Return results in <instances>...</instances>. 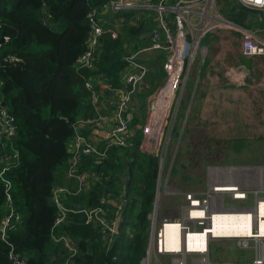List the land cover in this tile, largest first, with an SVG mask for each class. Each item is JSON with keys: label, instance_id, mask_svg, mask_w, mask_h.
<instances>
[{"label": "built area", "instance_id": "1", "mask_svg": "<svg viewBox=\"0 0 264 264\" xmlns=\"http://www.w3.org/2000/svg\"><path fill=\"white\" fill-rule=\"evenodd\" d=\"M93 0H87L91 7L87 15L89 31L86 39V50L75 64V71L83 81L86 90L91 94V101L95 107L98 118L78 121L74 124L76 131L75 151L68 160L66 177L74 184L69 186H56L53 190L52 201L56 206L58 215L52 228V241L61 244L67 251V258L58 264H72L79 255L78 242L66 234H57V230L67 225L71 214H81L85 217L86 225H91L98 231L99 240L103 247L109 251L114 245L119 232H117L118 217L128 206L129 200L125 188L119 186L116 190L107 188L103 205L84 207L78 210L66 205V200L79 195L92 184L101 182L100 176L93 171H80L84 158H93L95 164L102 165L108 160L113 150L117 152L133 153L138 151L144 155L154 156L158 160L159 174L155 193L153 211L148 215L150 223L146 255L141 264H151L152 259L168 256L172 264H215L211 261V242L208 241L205 251H188L183 245L185 233L196 231L203 225L192 212H202L209 220L215 213H232L236 210L246 211L240 206L245 203L251 194L255 195L254 210H257L264 201V171L254 168L245 173L234 169H210L208 172L210 184L203 191H183L171 189L164 177L167 168L168 147L172 141L177 125V116L181 107L183 93L187 80L192 72L198 55L202 56L201 42L210 34L240 35L242 53L244 57H263L264 41L257 35L230 20L222 13L219 5L222 0H99L91 6ZM243 9L264 12V0H236ZM230 2V0H228ZM229 4V3H228ZM144 18V24L151 32L152 42L140 48V52L126 58V62L133 65L139 72L137 75L129 74L127 83L133 86V91L121 96L118 104L113 128L107 133V143L101 146L97 140L83 134L81 129L93 130L101 122H105L100 112L103 103L114 106L113 101L93 84L95 73L98 72L102 62V48L104 41L109 38L118 40L124 35L126 25L135 26L136 21ZM125 27V28H124ZM2 25L0 24V32ZM3 43L8 37H3ZM162 52L164 59L160 62L162 78L155 84L147 99L145 123L141 126L142 135L137 142L132 132L131 122L133 115L127 113L131 108L130 95L135 88L141 86L151 75L150 66L142 62L135 63L141 54L151 55ZM11 63H20L21 60L9 56L6 60ZM128 63V64H129ZM1 67V65H0ZM91 73V74H90ZM264 79V78H263ZM264 87V80L262 83ZM17 121L11 114L8 106L0 102V184L4 190V199L0 209V240L8 246V261L10 264H26L27 258L17 252L15 244L11 241V234L21 228L23 218L19 213L13 194V182L10 179L11 171L20 162V152L15 148L17 137ZM221 170V171H218ZM244 176L242 181L240 178ZM253 177V178H252ZM226 190V192H219ZM262 193L263 196H258ZM178 198L180 215L171 219L162 216L160 203L163 197ZM230 196L232 203L239 206L233 208L225 206L226 197ZM110 204L114 209L110 207ZM114 213V214H113ZM121 224V222H120ZM188 224L191 227H188ZM168 225H179L182 234V249L178 252L169 251L163 245L165 228ZM209 227V226H208ZM239 250H247L255 254L248 264H264V236L234 238ZM116 261V258H114Z\"/></svg>", "mask_w": 264, "mask_h": 264}, {"label": "trees", "instance_id": "2", "mask_svg": "<svg viewBox=\"0 0 264 264\" xmlns=\"http://www.w3.org/2000/svg\"><path fill=\"white\" fill-rule=\"evenodd\" d=\"M98 1L93 0L91 6ZM90 8L87 0H0V39H10L0 49V102L16 118L14 145L20 152V162L11 171L10 179L23 223L11 234V241L17 252L27 258L26 264H58L68 256L63 245L52 241L58 215L52 195L54 188L62 185L56 176L62 178L67 173L72 156L70 144L75 136L73 126L85 116L83 109L90 101V94L75 71L77 59L86 50ZM231 10L236 21L231 20L243 26L241 13L245 9L235 0ZM141 32L137 27L126 28L118 40L107 38L98 73L93 75L103 74L114 87L122 89L126 67L122 59L129 54L125 49ZM155 54L164 58L162 52ZM9 56L21 62L6 61ZM161 77L160 73L154 76L159 80ZM86 109V117L94 115L91 103ZM140 114L135 117L136 126L143 124L144 112ZM138 139L139 136L135 138ZM109 155L104 165L83 159L80 171H96L103 178L87 192L68 198L66 205L75 210L98 207L103 205L107 188L116 190L122 186L129 203L119 234L107 251L98 231L86 225L85 217L71 214L57 234H66L78 242L79 255L72 264H141L146 255L158 160L138 151L120 155L113 150ZM3 199L0 184V209ZM110 207L113 208L111 204ZM0 264H10L8 246L1 240Z\"/></svg>", "mask_w": 264, "mask_h": 264}, {"label": "crops", "instance_id": "3", "mask_svg": "<svg viewBox=\"0 0 264 264\" xmlns=\"http://www.w3.org/2000/svg\"><path fill=\"white\" fill-rule=\"evenodd\" d=\"M241 14L244 15L242 24L244 28L254 32L260 40L264 41V12L245 9ZM135 27H137V23H135ZM137 28H140L142 32L130 43L131 46L128 48H132V50H129V54L124 55L122 59V61L126 63V67L121 78L123 88L120 89L114 87V85L111 84L108 81V78L103 74L95 75L96 78L93 79V84L99 89V91H101V93L105 92V94L108 95L112 101L113 99L115 100L114 106L110 107L105 102L100 109L103 120L105 122L110 120V122L105 124L100 121V123L97 124L93 130H89L88 128L82 130L80 127L79 134H83L84 136L97 140L101 146H104L107 143V133L113 128V121L115 122V114L118 110V104L122 101V97L127 95L129 92L128 87L130 84L127 83V77L129 74H139L138 70L133 65L126 62V58L132 57L135 53L140 52L141 47H145L147 44L152 42V37L150 35L151 32L146 26L144 27V25H142ZM218 35H221L222 37L237 38L232 34L226 33ZM212 37H206L202 40V56L200 54L198 55L197 60L193 65L192 72L187 80L179 110V124L180 122L182 125L186 124L187 129L185 132H182L181 135L191 136L193 134L195 139H199V141L194 142L197 145H199V142H204L202 141V131H205V138H211L214 141L209 142L206 140L207 143H212L214 145L230 143L237 144L240 141H237V143L234 141L235 135L243 138L248 135L251 137H264V133L260 135L256 130V128L259 127V121L263 122L262 126L264 127V87L262 85L264 80V58L244 57L241 42L237 43L236 40L228 41L230 43L226 41L218 42L214 39L211 40ZM204 40H206L205 43H203ZM132 43H135L136 47H134ZM143 55H146L145 58L147 60L141 57ZM155 55L156 54H141L138 56L141 61L135 59V63L137 64L139 62H142L144 65L147 63V66H150L149 70L151 73L150 77L141 86L135 88L137 92L136 95H138L139 105L141 107L139 112L144 111L143 124L145 123L148 95L154 89L155 84L160 81L159 79H155L154 76L159 73L160 75H163L160 69V62L164 58H161V56L155 57ZM150 84H152L151 87ZM134 96L135 93H132L130 95L131 99ZM89 103H91L93 107L94 115L86 117V106H89ZM86 106L83 109L85 116L80 117L78 121L98 118V114L92 104L91 97ZM136 106L137 105L133 102V100H131L129 105L131 109L128 110L127 113H131L133 115L131 122L132 132L134 134V138L139 136L137 142H140L142 129L139 127L143 124L137 126L134 124L135 117L141 116L136 109ZM194 132L198 133L199 136ZM75 137L76 131L74 138ZM74 138L73 142L70 144L71 154L76 148ZM90 159L94 160L93 158ZM94 173L100 176L102 180L103 174L96 171ZM56 177L62 183L60 186H74L66 175L62 177L63 180L60 175ZM240 179L243 181L244 176ZM92 186H94V184H91L85 192L90 190ZM120 217L121 222L123 215ZM250 253L251 263L255 254L252 252ZM151 264H172V262L170 257L163 256L160 258L154 257Z\"/></svg>", "mask_w": 264, "mask_h": 264}, {"label": "rangeland", "instance_id": "4", "mask_svg": "<svg viewBox=\"0 0 264 264\" xmlns=\"http://www.w3.org/2000/svg\"><path fill=\"white\" fill-rule=\"evenodd\" d=\"M234 4L235 0H231V2H228V0H222L221 3H219V5L222 7V13L230 20L233 19L234 21H236V15L231 10ZM136 23L137 27H140L141 25L146 24L147 21L144 18L140 17L136 21ZM125 27L127 29H132L135 26L126 25ZM235 36L240 37V35H237L236 33ZM208 37H212L211 40L214 39L218 42H228L230 40H236L237 43L240 42L238 40L240 38L238 37L237 39L234 37H222L221 35L214 34H210ZM205 42L206 40L203 41V43ZM132 44L134 47H136L135 43ZM129 46H127V48ZM125 50H132V48H128ZM155 53L156 52L152 53L151 55H154ZM145 56L146 55H143L141 57L145 58ZM145 60L147 59L145 58ZM151 85L152 84H150V87ZM143 112L144 111H142V113ZM179 121L180 116L178 114L177 125L173 133L172 141L170 142L168 147L167 168L164 172V177L168 181V186L171 189H180L183 191H203L210 184L208 176V172L210 169H234L239 173H245L249 170L255 171L256 169L254 168H262L264 171V137H251L250 135H248L243 138L235 135L234 141L236 143L237 141H240L237 144L230 143L214 145L212 143H207L206 140H208L209 142L214 141L211 138H205V131H202V141L204 142H199V145H197L194 142L199 141V139H195L193 134L191 136L181 135V133L185 132V130L187 129V125H182L181 122L179 124ZM262 123V121H259V127L256 128L260 135L264 133V127L262 126ZM194 133L199 136L198 133ZM117 153H119L120 155L126 154L125 152ZM258 196H263V194L259 193ZM254 200H256V197L255 195L251 194L249 196V199L245 203L240 204V206L246 208L252 207L254 205ZM179 201L180 200L178 198H173L171 196L163 197L160 203V211L162 213V216H167L171 219L177 218L180 215L178 209ZM225 206L228 208L229 206L237 208L239 204L232 203L231 197L227 196L225 200ZM210 249L211 260L216 264L250 263L251 253L248 251L239 250L236 247L235 241H212Z\"/></svg>", "mask_w": 264, "mask_h": 264}, {"label": "bare ground", "instance_id": "5", "mask_svg": "<svg viewBox=\"0 0 264 264\" xmlns=\"http://www.w3.org/2000/svg\"><path fill=\"white\" fill-rule=\"evenodd\" d=\"M219 192H226L220 190ZM204 224L196 231L185 233L179 225H168L165 228L163 245L167 250L178 252L182 249V234L185 233L183 245L188 251H205L208 241L212 239L235 241L238 237L264 236V201L260 204L257 213L254 206L247 207L246 211L236 210L232 213L221 212L210 215L209 220L202 212H192ZM209 226V227H208ZM188 227H191L188 224ZM216 242V241H215Z\"/></svg>", "mask_w": 264, "mask_h": 264}, {"label": "water", "instance_id": "6", "mask_svg": "<svg viewBox=\"0 0 264 264\" xmlns=\"http://www.w3.org/2000/svg\"><path fill=\"white\" fill-rule=\"evenodd\" d=\"M3 41V39H0V42H2ZM128 90H129V92H132L133 91V86L132 85H130L129 87H128ZM132 100H133V102L137 105L136 106V109L138 110V112L140 111V105H139V101H138V98L136 97V96H134L133 98H132ZM140 113V112H139ZM138 113V114H139ZM139 128H141V126L139 127ZM120 219H121V217L118 219V224H117V232H119V222H120Z\"/></svg>", "mask_w": 264, "mask_h": 264}]
</instances>
